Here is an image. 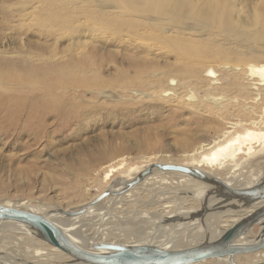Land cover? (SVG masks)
I'll use <instances>...</instances> for the list:
<instances>
[{
    "label": "rangeland",
    "instance_id": "obj_1",
    "mask_svg": "<svg viewBox=\"0 0 264 264\" xmlns=\"http://www.w3.org/2000/svg\"><path fill=\"white\" fill-rule=\"evenodd\" d=\"M26 1L0 0V51L4 52L0 55L6 59H14L18 57L7 53L20 52L21 55L41 53L43 58L38 62L56 65L55 69L59 74L71 75L74 91L68 99L69 103L80 111H75L74 116L77 118L72 119L65 127H61L54 118L45 120V127L38 129L36 135L33 134L35 130L28 131L25 127H18L15 130L0 128V204H25L30 210L34 209L44 217L54 215L56 209L77 210L107 191L110 184L122 176L133 178L140 174L138 171L141 169L156 163L170 162L178 165L183 163L182 161L187 163L182 157L183 152L192 148L199 138L200 141L211 142L215 135L220 134L219 130L225 126L224 123L248 119L247 115L242 113L238 101L226 109L228 112L225 115L216 119L211 117L212 115L207 116L210 104L203 105L199 99L207 94L211 97L218 94L227 95L226 89L220 88L226 86L233 89L236 86L231 76L218 72L217 63L213 60L201 65L200 91L194 94L195 101L190 102L186 95H181L182 98L178 97L179 101L166 102L168 93L163 94L162 91H166L170 84V79L165 74L177 66L174 55L161 50L154 38L138 34L132 26L118 28L110 23L141 22L142 15L132 12L136 0H126L124 5L131 16L122 18L115 16V19L105 22L84 15L87 11H97L95 0L41 2L35 13H30L33 3L28 5L29 2ZM149 1L141 0L139 4H148ZM210 1L205 0L202 3L209 7L212 5ZM215 2L220 6L213 8L214 13L226 16L229 14L234 22H254L251 16L255 13L258 14L256 18H264V0H215ZM20 7L31 8L28 18L24 20L19 18ZM225 7L228 9L223 10ZM130 17L133 20L127 21L126 19ZM5 20L8 23L4 22ZM148 46L156 49H149ZM207 70H212L216 79L208 78L210 75L206 73ZM51 73L53 70L50 69L44 72V80H48L49 85L53 81L59 85L60 80L47 79L51 77L49 75ZM173 80L175 81L172 82V86H175L177 79ZM253 83L246 80L242 86L244 85L245 91L258 96H253L249 100L244 99V96L239 99H244V103L251 107L250 112L253 111L252 117L256 118V114L264 107V86L257 83L255 86ZM79 84H86V87H78ZM104 88L116 93L119 101L101 99L97 93ZM7 92L9 102L20 104L58 99L55 97L58 91L44 89L38 83L21 90L9 85ZM196 103L197 107L192 106ZM211 109L212 106L208 110ZM147 157L150 159L146 162L144 160ZM242 157L239 164V167H242L238 168L235 174L242 171L243 175L249 178H252V173L263 174V152ZM121 158H126L125 167L106 180L104 169L106 164ZM227 162L224 164L227 167H224L223 172L230 173L235 164ZM239 184L245 185V182L240 181ZM163 205L165 206L164 203ZM219 223L220 221L217 226ZM108 226L106 225L105 229L111 232L113 227ZM255 228V232L251 233L253 238L257 234ZM113 229L114 236L108 234L102 239L117 242L116 244L120 242L118 245H130L134 240L136 245L149 246L150 243L157 247H172L167 239L160 237L148 239L142 228L140 231L137 228ZM125 232L129 236H124ZM189 237L177 244L186 248L190 244H193L190 246L193 247L206 242L204 239L197 242L199 241L197 238ZM8 243L12 245L13 241L8 240ZM34 243L38 242L28 241L23 242V245L30 253ZM44 247L50 250L49 247ZM262 255L264 261V253ZM252 258L253 255L241 259L234 258L233 263L253 264L252 261L256 258ZM202 264L226 263L209 260Z\"/></svg>",
    "mask_w": 264,
    "mask_h": 264
},
{
    "label": "bare ground",
    "instance_id": "obj_2",
    "mask_svg": "<svg viewBox=\"0 0 264 264\" xmlns=\"http://www.w3.org/2000/svg\"><path fill=\"white\" fill-rule=\"evenodd\" d=\"M52 1L54 0H27L26 2H29L28 5L33 3V7L32 9L26 7V10L22 9L24 7H20L19 18H23V20L28 18L30 9V13H35L39 9L41 2L48 3ZM140 1H134L135 5L132 12L139 16L142 15L140 17L142 19L141 22L113 21L110 23H113L118 28L121 26H132L138 34L154 38L153 40L158 43L157 45L161 50H166L174 55L177 66L172 67L165 74L170 79V84H168L166 91H162L163 94L168 93L167 96H169L168 99L166 98L167 101L164 100L172 103L176 100L179 101V96L182 98L181 95H186L187 100L190 102L195 101L196 96L194 94L200 91L199 74L201 65L213 60L217 63L218 72L231 76L232 82L236 86L233 89L222 86L220 89H226L227 95L218 94V96L211 97L207 96V94L202 99H199L201 104L209 103L210 107L212 106L211 110H208L210 107L207 108V116L212 115L211 117L216 119L225 115L228 112L226 109H229L232 103L238 101L242 113L246 114L248 119H245L246 121L239 120L236 123L230 121L227 124L224 123L225 126L219 130L220 134L215 135L216 137H213L214 140L211 142H208V140L207 142L200 141L199 138L193 146L191 145L192 148L183 152L182 157L187 163L184 161L179 163L180 165L170 162L167 164L156 163L159 165L181 166L199 171L206 175L208 182L213 183L214 186L204 184L195 178L176 171H161L154 167L156 164H153L147 167H150L149 174L134 186H129V184L136 176L133 178L128 175V177L122 176L115 183H111L107 191H104L108 193V196L95 204L93 202L97 196L88 203L83 204L81 207H83L84 212L79 216L66 217L63 213L69 210L62 209L54 210V215L52 216H43L55 224L74 245L88 252L94 251L93 247L96 243H113L114 241L111 242L102 239V237L108 234L114 236L115 233L112 232V229L118 227L123 230H129L138 229L139 226V229L142 228L146 232L144 234L150 240H154L156 237L169 240L168 243L172 244V247H157L149 243L148 247L162 250L185 249L177 243H182L189 236L193 237V239L197 238L199 240L197 242L204 239L206 240L205 243H208L216 240L223 231L247 216L259 205L256 202L252 203L250 207H246L238 200L226 199L221 201L218 199L217 193L222 190L216 185V182H221L229 188L244 189L260 184L264 176V171L263 174L262 172L254 173L255 175L252 173V178L245 174L243 175L244 172L242 171H239L240 173L238 174L234 173L238 168L242 167H239L240 161L243 159L242 156L250 157L260 152L264 153V107L260 113L256 114V118H253V111L250 112L251 107L244 103V99L249 100L253 96H258V94L245 91L244 85L242 86V83L246 80L253 81V85L257 83L259 86H264V18H256L258 14L255 13L254 16H251V18H254V22H234L235 20H232L229 14L226 16L214 13L215 9L213 8L220 6L215 0L210 1L212 5L209 7L206 3H202L205 0L197 3L193 2L194 0H150L148 4H139ZM125 2L126 0H95L97 11H87L84 15L95 20L99 18L103 22L113 20L115 16L119 18L126 17L130 13L124 7ZM24 6H26V3ZM227 9L225 7L223 10ZM227 12L229 13V10ZM126 20H133V18L130 17ZM4 22H7V20ZM153 46L156 47L154 44ZM0 53L4 52L0 51ZM7 54L10 56L15 54L18 58L6 59L0 55V128L5 127L8 130H15L18 127H25L28 131L35 130L33 134L36 135L38 129L45 127V120L49 118H54L61 127L67 126L72 119L77 118L74 116L75 111H80V109L71 105L68 99L74 91L70 74H59L55 69L56 65H46L38 62L43 58L41 53H27L25 54L26 56L21 55L20 52H8ZM48 69L53 70V73L49 74L51 77H47V79L60 80L61 83L59 85H56L55 81L49 85L48 80H44V72H47ZM206 73L210 75L208 78L216 79L212 70H207ZM173 79H177L175 86H172V82L175 81ZM37 83L44 89L54 90V92L58 91L55 96L58 99L52 98L47 101L41 100L26 104L7 100L9 97L7 92L9 85L21 90L25 87L28 89V86H34ZM78 87H86V84H79ZM227 89L229 90L227 91ZM97 95L106 101H119L116 93L107 88L99 91ZM240 97L244 99L240 100ZM192 106L197 107V103ZM191 118L194 119V117ZM196 118L198 119V117ZM205 118L203 119L205 120ZM207 123L210 122L208 121ZM149 159L147 157L144 161L147 162ZM226 162L235 164V168L230 173L223 172L225 171L224 167H227L224 166ZM125 165L126 158L106 164L104 167L105 179L108 180L113 173L122 170ZM145 169H141L138 172H142ZM240 181H244L245 185L239 184ZM0 205L37 215L40 214L34 209L30 210L25 204ZM202 206L206 207L204 217L191 219L192 214L199 211ZM231 208H236V210L230 211ZM224 217L225 219H222ZM172 218L175 221L169 223ZM218 221H220L219 226H217ZM0 224H2L0 225L1 264H80L38 239L37 235L25 225L12 221L0 222ZM95 225L99 227H95ZM106 225L113 227L112 229L110 228L111 232L109 229H105ZM124 236L129 235L125 232ZM8 240H12L13 244L9 245ZM28 241L32 243L34 241L38 242L36 243L37 245L34 243L35 247L32 244L33 248L30 253V250L23 245V242ZM202 244L199 243V245ZM192 245L190 244V246ZM199 245L197 244L196 246ZM44 246L49 247L50 250L45 249ZM123 246H146V244L136 245L133 240L130 245L126 244ZM190 246L186 248H191ZM262 253L264 251L252 254L256 258H252L254 259L253 264L264 262ZM236 258L241 259L242 257ZM242 260L245 261L247 259ZM218 261L226 264H237L231 263L226 258ZM204 262L206 261L195 264Z\"/></svg>",
    "mask_w": 264,
    "mask_h": 264
},
{
    "label": "water",
    "instance_id": "obj_3",
    "mask_svg": "<svg viewBox=\"0 0 264 264\" xmlns=\"http://www.w3.org/2000/svg\"><path fill=\"white\" fill-rule=\"evenodd\" d=\"M154 167L161 171H176L195 178L204 184L214 186L213 183L208 182L206 175L196 170L173 165L156 164ZM149 172L150 167L140 172V174L130 182L129 186L138 184ZM216 185L222 190L220 193H217L218 199L221 201H225L226 199L238 200L246 207H250L252 203L256 202L259 205L247 216L241 218L238 222L223 231L216 240L196 247L180 250L168 251L148 246H123L104 242L96 243L93 247L94 251L88 252L74 245L63 235L55 224L48 221L43 216L1 205L0 222L12 221L27 226L37 235L38 239L61 251L66 256L73 259L74 262L80 264H195L202 261L224 258L232 263L235 257H243L263 252L264 176L260 184L244 189L229 188L218 181ZM107 196V192L100 194L95 198L93 204L101 201ZM205 210L206 207L202 206L199 211L192 214L191 219L204 217ZM233 210L235 211L236 208L230 209V211ZM83 212L84 209L81 207L74 211H66L63 214L66 217H75L81 215ZM173 221H175L174 218L170 219L169 223ZM255 227L257 228V234L253 238L251 233ZM256 264H264V262H258Z\"/></svg>",
    "mask_w": 264,
    "mask_h": 264
},
{
    "label": "crops",
    "instance_id": "obj_4",
    "mask_svg": "<svg viewBox=\"0 0 264 264\" xmlns=\"http://www.w3.org/2000/svg\"><path fill=\"white\" fill-rule=\"evenodd\" d=\"M253 230H254V229H253ZM255 230H256V228H255ZM244 257H246V256H244ZM250 262H251V261H250ZM253 262H254V261H252V263H253ZM244 264H248V263L245 262Z\"/></svg>",
    "mask_w": 264,
    "mask_h": 264
}]
</instances>
